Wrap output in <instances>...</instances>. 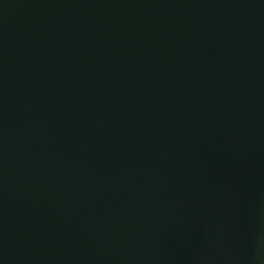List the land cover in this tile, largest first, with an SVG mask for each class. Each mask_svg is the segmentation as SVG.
Wrapping results in <instances>:
<instances>
[{
    "label": "water",
    "instance_id": "1",
    "mask_svg": "<svg viewBox=\"0 0 264 264\" xmlns=\"http://www.w3.org/2000/svg\"><path fill=\"white\" fill-rule=\"evenodd\" d=\"M0 264H264V0H0Z\"/></svg>",
    "mask_w": 264,
    "mask_h": 264
}]
</instances>
